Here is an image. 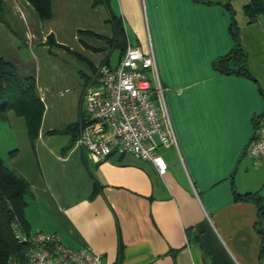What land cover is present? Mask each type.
I'll list each match as a JSON object with an SVG mask.
<instances>
[{"label":"crops","instance_id":"crops-1","mask_svg":"<svg viewBox=\"0 0 264 264\" xmlns=\"http://www.w3.org/2000/svg\"><path fill=\"white\" fill-rule=\"evenodd\" d=\"M4 1L0 57L35 79L44 103L33 144L18 121L34 159L17 169L33 196L47 199L35 205L37 213L25 212L29 230L89 246L102 254L101 264H264V159L247 152L264 114V16L248 20L249 0H109V7L52 0L44 20L29 0ZM110 10L127 40L143 49L150 41L154 51L177 138V145L160 147L162 175L131 153L99 158L65 131L84 116L83 89L97 67L112 64L113 51L119 61L120 50L108 41ZM236 42L248 75L215 67ZM66 54L79 60L72 84L57 66Z\"/></svg>","mask_w":264,"mask_h":264},{"label":"built area","instance_id":"built-area-1","mask_svg":"<svg viewBox=\"0 0 264 264\" xmlns=\"http://www.w3.org/2000/svg\"><path fill=\"white\" fill-rule=\"evenodd\" d=\"M155 97L161 101L162 113L153 102ZM82 106L84 124L76 138L79 145L99 158L131 153L151 162L160 175L166 172L160 147L177 145V138L150 41L143 49L127 40L117 64L101 63L94 79L83 89ZM247 152L256 160L264 159V114L257 119ZM13 234L21 248L6 264L102 263L101 253L89 246L73 248L57 232L27 231L16 221Z\"/></svg>","mask_w":264,"mask_h":264},{"label":"trees","instance_id":"trees-1","mask_svg":"<svg viewBox=\"0 0 264 264\" xmlns=\"http://www.w3.org/2000/svg\"><path fill=\"white\" fill-rule=\"evenodd\" d=\"M51 1L29 0L43 20L52 16ZM100 4L109 7V0H93V5ZM243 11L249 21L256 20L259 15L264 16V0H249L244 5ZM6 18L5 1L0 0V21L6 22ZM108 20L114 30L108 41L120 50L121 58L127 43L123 25L111 10ZM232 29L236 37L237 25L234 19ZM47 43L55 44L52 35L48 36ZM105 63L109 64V62ZM215 67L227 73L249 74L246 53L238 42L226 56L216 61ZM9 111L24 119L28 138L33 144L39 135L44 112V103L36 92L35 79L31 76H21L12 62L0 57V124L7 120ZM83 124L84 119L81 117L66 127L65 131L70 134L72 141L76 140ZM16 151L17 149H13L9 151V154L13 155ZM32 194L29 180L19 171L8 166L0 157V264H6L8 259L21 248L14 237L13 224L18 221L27 231L29 230L25 208L28 204L27 196ZM263 211L264 206L260 204L261 219ZM260 233L264 244V229L260 230Z\"/></svg>","mask_w":264,"mask_h":264},{"label":"rangeland","instance_id":"rangeland-1","mask_svg":"<svg viewBox=\"0 0 264 264\" xmlns=\"http://www.w3.org/2000/svg\"><path fill=\"white\" fill-rule=\"evenodd\" d=\"M39 58L41 61H46L43 54H40L41 51L38 50L37 52ZM57 66H63L66 68V74H67V83L72 84L73 83V75L75 73V70L79 68V63L76 61H79L74 56L71 55H58L56 58ZM64 61H67L64 63ZM110 61L111 65L115 64L117 61V51H113L110 53ZM148 76L150 79H152L151 73L149 70L147 71ZM155 106L157 107L158 111L162 109L161 101L159 97H155L153 100ZM14 117V118H13ZM15 119V120H14ZM19 119V120H18ZM20 117H17L12 111L8 112V118L7 120L3 121L0 124V157L4 160V162L11 166V168H14L18 171V165L21 164V166H25L27 161H32L34 159V156L32 154L31 147L28 142V138L26 135L25 128L22 124H20L18 121L20 120ZM13 120L15 123H13ZM57 141L61 139V137L58 135ZM17 149L16 152H14L13 155L9 154V151ZM36 170V166L34 168ZM28 177V176H27ZM42 193L38 194L35 193V197L32 195L27 196L28 203L25 212H28L30 214L37 213L35 210V205H38V202L42 201V204L47 203V199L44 197V194ZM39 219L42 220L41 217Z\"/></svg>","mask_w":264,"mask_h":264}]
</instances>
